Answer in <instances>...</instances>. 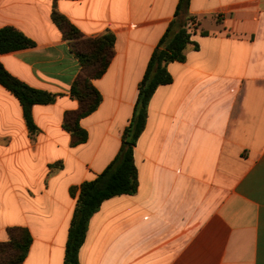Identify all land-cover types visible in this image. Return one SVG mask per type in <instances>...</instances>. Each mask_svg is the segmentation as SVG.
I'll return each instance as SVG.
<instances>
[{
	"label": "crops",
	"instance_id": "1",
	"mask_svg": "<svg viewBox=\"0 0 264 264\" xmlns=\"http://www.w3.org/2000/svg\"><path fill=\"white\" fill-rule=\"evenodd\" d=\"M179 0H0V28L35 47L0 55L28 85L56 95L36 104L32 136L19 99L0 84V240L27 227L22 264H64L77 203L72 186L117 156L149 59ZM57 9L87 37L116 35L93 80L102 94L73 146L65 113L81 65L52 19ZM199 22L184 61L169 63L134 149L138 190L91 217L80 264H264V0H190Z\"/></svg>",
	"mask_w": 264,
	"mask_h": 264
},
{
	"label": "trees",
	"instance_id": "2",
	"mask_svg": "<svg viewBox=\"0 0 264 264\" xmlns=\"http://www.w3.org/2000/svg\"><path fill=\"white\" fill-rule=\"evenodd\" d=\"M57 1V0H55ZM190 0H179L174 18L155 47L142 81L129 125L122 134V143L117 156L97 175L80 185L72 186L70 193L77 197L65 249L64 264H80L79 252L82 247L91 217L102 203L115 196L133 195L138 190V170L135 164L134 149L143 133L148 107L160 85L173 81L168 65L174 61H184L186 50L193 43L192 36L199 22L189 11ZM52 19L62 30L72 51L80 61L81 69L71 87V96L78 100L79 107L65 113L63 127L71 134L73 146L88 140V132L81 126L82 118L97 110L102 94L93 80L105 74L115 56L116 35L106 30L96 37H87L65 15L56 8ZM194 22V27L190 22ZM33 39L14 26L0 28V55L35 47ZM0 84L20 101L30 134L34 136L38 127L32 109L36 104L52 103L56 95L47 90L34 88L12 75L0 61ZM9 239L0 240V264H22L32 244V235L27 227L8 228Z\"/></svg>",
	"mask_w": 264,
	"mask_h": 264
},
{
	"label": "built area",
	"instance_id": "3",
	"mask_svg": "<svg viewBox=\"0 0 264 264\" xmlns=\"http://www.w3.org/2000/svg\"><path fill=\"white\" fill-rule=\"evenodd\" d=\"M194 25H195V23L191 21V22H190V26H191V27H194Z\"/></svg>",
	"mask_w": 264,
	"mask_h": 264
},
{
	"label": "rangeland",
	"instance_id": "4",
	"mask_svg": "<svg viewBox=\"0 0 264 264\" xmlns=\"http://www.w3.org/2000/svg\"><path fill=\"white\" fill-rule=\"evenodd\" d=\"M7 230H8V229H7ZM9 237H10V236H9V234H8V237H7V239H6V240H8V239H9Z\"/></svg>",
	"mask_w": 264,
	"mask_h": 264
}]
</instances>
